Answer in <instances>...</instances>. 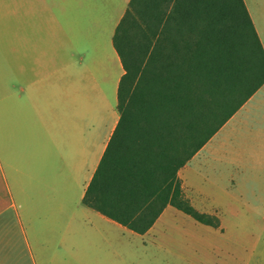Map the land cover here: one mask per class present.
<instances>
[{
    "label": "crops",
    "instance_id": "obj_1",
    "mask_svg": "<svg viewBox=\"0 0 264 264\" xmlns=\"http://www.w3.org/2000/svg\"><path fill=\"white\" fill-rule=\"evenodd\" d=\"M243 1L264 49V0ZM129 2L0 0V264H141L136 236L159 241L157 226L181 212L167 205L139 234L83 203L119 120L113 37ZM259 112L264 83L228 121ZM207 143L178 171L186 196L183 172Z\"/></svg>",
    "mask_w": 264,
    "mask_h": 264
},
{
    "label": "trees",
    "instance_id": "obj_2",
    "mask_svg": "<svg viewBox=\"0 0 264 264\" xmlns=\"http://www.w3.org/2000/svg\"><path fill=\"white\" fill-rule=\"evenodd\" d=\"M113 45L119 120L83 203L136 233L170 205L198 210L178 171L264 83V49L243 0H130Z\"/></svg>",
    "mask_w": 264,
    "mask_h": 264
},
{
    "label": "rangeland",
    "instance_id": "obj_3",
    "mask_svg": "<svg viewBox=\"0 0 264 264\" xmlns=\"http://www.w3.org/2000/svg\"><path fill=\"white\" fill-rule=\"evenodd\" d=\"M250 1L257 5L258 0ZM205 152L207 159L199 167L190 165L183 172L192 189L187 197L198 210L216 212L223 230L178 212L157 226L159 241L146 237L144 243L136 236V258L145 261L141 264H253L257 256L264 260V113L236 115L207 143ZM238 174L243 180L232 183ZM252 237L260 243L254 252Z\"/></svg>",
    "mask_w": 264,
    "mask_h": 264
}]
</instances>
